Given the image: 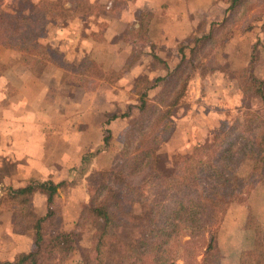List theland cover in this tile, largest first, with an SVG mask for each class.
Wrapping results in <instances>:
<instances>
[{
  "label": "trees",
  "instance_id": "1",
  "mask_svg": "<svg viewBox=\"0 0 264 264\" xmlns=\"http://www.w3.org/2000/svg\"><path fill=\"white\" fill-rule=\"evenodd\" d=\"M70 1L79 8L85 0ZM224 3L226 8L222 19L205 34L193 38L191 46L180 47L178 60L171 66L167 60L155 55L153 45L147 39L149 17L136 14L135 23L126 25L122 34L116 35L129 47L120 66L107 72H103L100 65L94 67L99 78L113 84L129 72L146 50L153 68L165 71L162 77L148 80L142 76L132 82V95L136 96L137 104L127 107V111L119 117L130 119L131 109H134V117L124 132L120 150L112 157L111 166L102 172L103 184L89 189L90 199L80 211L81 219L84 214H90L101 224L100 231L94 232L91 238L90 251L93 252L94 264H178L177 261L180 264H218L216 247L220 246L225 257H235L239 264H264V251L260 244L254 243L251 250L247 246L252 241L250 235L247 239L243 238L249 230L245 224L246 214H239L241 228L234 234L240 237L237 233H241L237 250L235 244L228 246L227 242L224 248L219 242L223 239L230 241L229 232L217 231L223 216L231 217L234 208L240 209L232 206L239 193L263 183L264 126L257 139H243L240 132L235 134L233 128L240 122L236 120L231 125L222 115L218 122L222 126L208 131L207 140L197 143L174 165H161L156 152L172 136L175 118L186 112L184 108L190 98L193 77L198 76L203 87V82L206 84L214 72L229 76V71L218 66L216 54L224 49L229 32L237 20L245 16V11L260 8L256 17L260 31L257 42L264 45V0H224ZM38 17H34L31 23L34 32L40 22ZM98 24L104 26L102 22ZM242 29V32L248 31L249 27ZM137 37L140 39L137 40ZM137 42L139 45L135 46ZM250 68L251 64L245 67L246 70ZM250 80L253 84L247 82L245 86L247 89L253 87V93L262 98L264 83L252 77ZM151 90L154 94L149 97ZM113 118L114 115L110 116L106 122ZM254 121L247 122V130L257 129ZM104 132L106 135L102 143L106 146L108 131ZM59 186L43 181L29 183L22 188L5 189V206L16 214L12 226L17 232L33 231L35 250L18 254L10 261L0 259V264H25L27 261L35 264L42 242L41 226L53 214V197ZM35 188L43 190L46 195L47 211L43 216H37L29 206ZM121 197H125L126 202L149 208L147 223L140 228L136 239L129 242L118 239L115 233L122 223L117 217ZM183 227L188 228L187 240L179 244L177 238ZM70 236L78 238L72 231L64 233L67 240ZM106 237L115 245L112 253L107 250ZM71 248L68 246L67 250ZM197 257H200L199 260ZM62 261L61 258L60 263Z\"/></svg>",
  "mask_w": 264,
  "mask_h": 264
},
{
  "label": "rangeland",
  "instance_id": "2",
  "mask_svg": "<svg viewBox=\"0 0 264 264\" xmlns=\"http://www.w3.org/2000/svg\"><path fill=\"white\" fill-rule=\"evenodd\" d=\"M66 1L68 0H41L38 2H31V0H0V46L6 48L8 51H14L18 56L20 55V57L23 59H21L19 63L25 66L23 67L24 69L33 72V74H43V77H41L40 81L41 86L49 90L46 92V95L40 96L39 107L44 109L43 111H40V115L48 116V109H53V113L51 115H53L54 119L57 120V127H55L54 130H57V132L62 130L63 126L59 127L58 125L63 123V120H77V117H80V114L84 115V120L88 123H91V121L95 122V120H87V118L91 117V112H89L90 110L85 112V108L90 104L98 106L100 103V92L104 91L105 88L107 89L106 86L111 85V83L108 84L107 82L103 81L102 78H99L100 76L98 77V72L95 71L94 67L100 65V69L103 72L118 68L122 60H124L126 57L125 51H127L129 48L125 43L120 41V37L116 35L110 37L115 32V28L107 31V29L104 28V23V26H100V24H98L99 21L104 19L102 14H100L102 12L101 6L96 5L88 7L86 4H81L79 8L72 12H68L67 9L64 8V3ZM259 9V7H256L253 10L245 11V16L237 20L232 30L229 32V38L227 41L234 39L239 41L237 36H241L243 37L240 39L241 44L238 43L229 54H226L225 49L216 54L218 66L229 71V76L227 77L228 79L226 83L231 82L232 86H230L232 88L224 90L222 89V92L228 91L226 92V95L215 97L212 95L211 91L208 92V85L206 86L203 82L202 87L201 81L196 80L195 83H198H196V88H198V96L194 97L195 89L192 80V83L190 84V98L184 108L186 112L178 114L179 116L175 118L174 134L175 122H177L179 118L186 115L187 111L191 109L192 103L195 107L194 113L197 114L198 111H202L205 106L209 108L211 103L216 100L218 106L216 113L217 115H219V112H221V115L225 116L227 118V122L231 123V125L235 124L234 121L236 122V120L237 122H240L238 123V126L236 125L233 127L236 130L235 134L240 132L239 134L242 135L243 139H257L259 132L262 131L264 126V94L261 98L257 94L253 93V87L247 89L245 85L247 82L251 81L250 77L260 80L259 77H257L258 75H256L255 71L259 70L260 66H262L264 63V45L257 42L258 37H260L259 20L256 18ZM95 13H98L99 16H97ZM37 15L39 16L38 19L40 22L38 23V28L34 32L31 23H33V19L34 17H37ZM136 16L137 15L134 17ZM134 20H136V18H134ZM78 21H81V24H83L82 27L85 28V32H83V30L80 32V39L78 38L79 44L71 55L69 54L70 52H68L69 50H67V48L69 43H75L77 36L75 35V39L70 41L72 39V35H64L63 28L65 30V25H68L71 29L70 24L77 23ZM244 26L249 27L248 31H241L243 30L242 28ZM90 28L91 30H89ZM119 34H122V31ZM245 34H247V36L244 38ZM146 36L148 39L149 36ZM195 37L196 35H191V39ZM127 38L131 37L127 36ZM139 39L140 37H137V40ZM49 40H55V46H53ZM185 43L187 44L188 42ZM138 45L139 43L137 42L135 46ZM180 47L185 46L178 44L177 51L180 49ZM245 53L248 56L247 65H245ZM249 64H251V68L246 70L245 67H247ZM4 67L5 64L0 62V72L4 70ZM148 67L150 70L148 74H151V72L152 74L155 73L152 69L153 65H151V69L150 66ZM51 68H56V71L51 70ZM248 71H250L249 77L247 75ZM152 78L153 77L151 76V79ZM262 82L264 83V81ZM249 83L251 85L253 84L251 82ZM206 84H208V82ZM79 90L83 91L80 92ZM85 90L87 95H85ZM122 90L125 94V90ZM90 93H92L91 97H89ZM153 94V90L148 92L149 97H151ZM135 100L136 96L132 95L131 86L129 93H126L124 96L123 93H121V100L118 98L117 102H121L123 106L121 107L122 112L119 111L117 113H125L127 111V107H134L137 104ZM103 106L105 105H102V107ZM100 107L101 106H99V108ZM93 115L95 118L96 112H93L92 116ZM111 115L112 114L104 115L103 121L104 118L107 119ZM130 117V119H126V126H124L125 128L119 133L112 135L111 130L105 127H101L100 129L95 128L97 132L96 135L93 134L91 131L92 129L88 131L89 136L87 135V137L93 136L95 139L101 140L106 135V132L104 131L107 130L108 143L105 146L100 142V146L103 149L110 148V150H112V154L110 156L108 166L96 173V179L92 181L91 186L88 187L87 203L90 199L88 196L89 189L96 188L99 184H103L101 177L102 172L109 169L113 155L120 150L124 139V132L127 129L132 117H134V109H131ZM221 118L222 116L220 117L219 115V119ZM252 120L256 121L257 129L254 128L253 131L247 130V122ZM197 126L203 128V123L201 124L199 121V124L196 123V127ZM218 126L219 124L216 125L214 130L219 129V127L222 125L219 127ZM187 133L188 130L186 134ZM192 133L193 132H190V134ZM174 134H172V136L167 139V141L162 143L156 150L157 154L159 155V161L161 165H167L168 163L174 165L180 156L189 152L191 148L197 143H202L208 138L207 134L205 139H192L191 144H187L184 148V151L172 153L173 145H178L180 140L172 139L175 137ZM85 139L87 138L85 137ZM175 147L176 146H174V148ZM11 167L12 165L9 163H2L0 166V178L3 176V174L9 172ZM165 169H170V167H165ZM81 171L83 172L85 170ZM258 187L264 188V180L261 184L258 183L253 187L246 188L245 190L243 189L237 198L232 201V206H238L242 210L239 208H234L235 210H233L231 217H222L217 231L219 229H222L225 232L227 231L229 232L228 235L231 237L230 241L223 239L222 242L217 238V241H219L224 248L225 245H227V242H229L228 246L230 243H232L235 244V249H238L237 243H240L241 233H237L240 237H235L234 234L241 228L239 214L241 215L242 213L246 214L247 216V221L245 224L248 226L247 229H249L246 233H244L243 238L247 239L248 235H250L252 240L251 243H248V248L252 250L254 243H259L261 249L264 251V198L261 197L262 199H258L256 203L251 205L249 204V196L251 192ZM6 188L8 187H4L0 192V211L6 212L1 221H3L5 226L8 227L9 234H24L26 231L17 232L12 226V221H14L16 214L11 212L5 206L4 202L6 200ZM35 189L38 191L40 190L39 188ZM40 191L44 193L43 190ZM60 192L62 193V189H60ZM54 197L51 208L53 214L48 217L41 226L42 242L40 244L39 253L35 257V264H69L70 261L72 264H75V260L79 264H94L95 262L93 260V252L90 251L91 238L94 232L100 231L99 229L101 224L99 219L90 214H84L81 219L79 217V212L77 220L72 225L71 229L63 231L61 226L59 228L61 200L60 198L56 199ZM118 203L119 208L117 210V217L122 220V223L118 228L115 229L116 236L118 239L124 242L133 241L138 236L140 228L148 221L149 208L135 202H126L125 197H121ZM253 205L258 208L252 209ZM29 206L31 208L30 204ZM86 206L87 204L81 209ZM8 217L11 218L10 222ZM75 224H77V226ZM70 231H72L75 236L77 234L78 238L75 239L73 236H70L71 238L67 240V238L64 237V233H68ZM187 231L188 228L184 227L180 230L177 238L179 244L187 240ZM3 232L5 233V230H3ZM29 232L31 234L32 241V247L30 251H34L35 247L33 244V231L31 230ZM5 240L6 235L4 234V241ZM104 240V242L107 244L108 252L112 253L114 251L115 245L110 243L111 239L107 237L104 238ZM4 244L5 249L8 243L5 242ZM68 246L72 247L71 250H67ZM220 248L216 247L218 264H239L238 259L236 260L235 257H225L224 251L221 253ZM2 249V245L0 244V254L3 251ZM5 250H7V248ZM3 254L6 256L8 255L7 252H4ZM61 258L63 261L60 263ZM199 258L200 257H197V260H199ZM0 259H2V256H0ZM177 263L180 264L179 261H177ZM25 264H29V262L27 261Z\"/></svg>",
  "mask_w": 264,
  "mask_h": 264
},
{
  "label": "crops",
  "instance_id": "3",
  "mask_svg": "<svg viewBox=\"0 0 264 264\" xmlns=\"http://www.w3.org/2000/svg\"><path fill=\"white\" fill-rule=\"evenodd\" d=\"M38 1L41 0H31V2ZM84 4L88 7L101 6L100 14L104 19L99 22L105 24L104 28L107 31L115 28V32L110 37L123 31L126 25L135 23L136 14H146L149 17L146 35L150 37L148 39L154 47L153 51L161 60H167L170 66L178 60L177 45L191 46L193 43L191 35L200 37L205 34L210 27L222 19L226 8L224 0H85ZM64 8L70 12L77 9L70 0L64 3ZM70 25L71 29L65 25L63 32L64 35H72L70 41L75 39V35L77 36L75 43H69L67 48L69 54L72 55L79 44L80 32L82 30L85 32V28L82 27L81 21ZM246 36L247 34L244 38ZM237 37L239 41L234 39L225 43L226 54H229L243 38ZM49 41L55 46V40ZM247 57L245 53V65L248 63ZM21 59L23 58L14 51H8L0 46V62L5 64L4 70L0 72V166L2 163L12 165L9 172L2 173L0 192L4 187L17 189L29 183L47 180L55 185L59 184L54 197L61 200L59 228L61 226L63 231H67L77 220L81 208L87 204V190L91 182L96 179V173L108 166L112 154L110 148H101L102 139L87 137L89 136L88 131L92 129L95 135L97 134L95 128L100 129L101 127L109 128L112 135L122 131L127 120L119 117L122 113H117L123 106L121 102H117L118 98L121 100V93L123 96L129 93L132 82L139 76L145 75L150 80L151 76L153 78L164 76L165 71L152 68L155 73L148 74L150 71L148 66L151 69L153 63L145 50L127 74L121 76L113 84L107 85V89L100 92V103L95 104L98 106L92 104L86 106L85 112L89 110L91 112V117L87 120H95V122L88 123L84 120V115L80 114L77 120H63V123L58 125L63 128L57 132V130L54 131L57 127V120L51 115L53 109H48V116L40 115V111L44 110L39 107L40 96L46 95L49 90L41 86L40 81L43 74H33L24 69L25 66L19 63ZM51 70L56 71V68H51ZM255 73L260 80L264 81V63ZM227 79L223 74L214 72L208 77V84H205L208 85V92L211 91L215 97L226 95L228 91L222 92L221 90L232 88L231 82L226 83ZM196 80L201 81L198 76L193 77L194 97L198 96ZM122 89L125 90V94ZM84 92L87 95L86 90ZM91 96L92 93L89 97ZM102 105L105 106L102 107ZM192 105L193 103L191 111L188 110L185 116L175 122V134L173 133L175 137L172 139L180 140L178 145H173L172 153L184 151L185 146L191 144L192 139H205L208 131L214 130L218 125L219 115L222 116L221 112L219 115L216 114L218 110L216 100L209 108L205 106L197 114L194 113L195 107ZM93 112H96L95 118L94 115L92 116ZM110 114L115 118L107 122L104 118L103 121V116ZM199 121L203 123V128L196 127ZM190 132L193 133L190 134ZM261 197L264 198V188L258 187L251 192L249 204L256 203L258 199H262ZM30 205L37 216L45 215L47 211L45 193L35 189L30 196ZM255 208L258 207L253 205L252 209ZM5 213L0 211V244L3 248L0 256H2L1 260L10 261L17 254L31 250L32 241L29 232L31 230H26L24 234H9L8 227L1 221ZM8 218L10 222L11 218ZM4 234L6 235L5 241ZM5 242L8 243L7 250L4 249ZM4 252L8 255H4ZM69 264L72 262L70 261ZM75 264L79 263L75 260Z\"/></svg>",
  "mask_w": 264,
  "mask_h": 264
}]
</instances>
